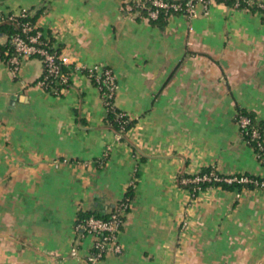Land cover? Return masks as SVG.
<instances>
[{"label": "crops", "instance_id": "1", "mask_svg": "<svg viewBox=\"0 0 264 264\" xmlns=\"http://www.w3.org/2000/svg\"><path fill=\"white\" fill-rule=\"evenodd\" d=\"M124 1L0 0L1 12L37 14L71 60L110 67L114 105L134 119L117 139L89 77L52 95L38 58L16 74L0 61V264H88L77 212H108L129 187L122 251L95 264H264V189L192 198L181 183L204 167L264 177L235 122L243 108L264 126L263 12L213 2L156 25Z\"/></svg>", "mask_w": 264, "mask_h": 264}, {"label": "built area", "instance_id": "2", "mask_svg": "<svg viewBox=\"0 0 264 264\" xmlns=\"http://www.w3.org/2000/svg\"><path fill=\"white\" fill-rule=\"evenodd\" d=\"M226 0H150V6L146 8L145 15H142L139 11L145 8L143 0H125L122 5V10L130 16L139 15L149 19H155L162 11L164 14H180L188 19L197 18L200 16H207L209 14V7L213 2H225ZM252 4H255L259 9L264 11V1L254 0H234L232 6L239 9H248ZM26 16V10L21 9L17 12H1L0 21L5 19L10 21H17L20 25V33H15L10 38V46L4 49L2 57L0 55V61L4 62L13 74H16L19 70L20 63L24 59L30 57H36L39 59L42 65V78L37 81L39 87L43 90L48 87L49 81L58 78L60 83H67L70 81L71 76L74 73H81L90 79H93L99 91H101V97L106 108H111L113 105L110 102L114 98L117 82L116 76L113 70L102 64L97 63L91 66H85L78 64L76 61L59 50H50V44L48 40L41 39L42 34L35 30H32L35 25H31L28 22H18V18ZM0 42V45H3ZM52 45V44H51ZM54 47V46H53ZM10 50V51H9ZM60 66L66 69L65 72L60 71ZM65 88H56L55 93H61ZM235 122L238 129L241 132L249 134L251 140L256 143L258 152L255 153L256 158L264 163V142L260 140V133L257 128L251 124L249 117L237 114L235 115ZM120 138V134L117 139ZM225 181L238 183L253 182L255 188H264V181L257 182L252 181L245 175H224L219 176L215 171L197 173L190 178L183 180L185 184H192L190 196L195 197L200 191L206 189L202 188L200 183H210L211 181ZM207 186H212L211 184ZM129 203L126 199H120L114 211L109 215L107 219L89 216L81 225H77V229L80 228L87 235L91 237V250L86 256V262L88 264H95L100 261L106 254L114 253L119 254L122 251V246L118 240V233L123 224L122 217L126 214ZM185 220L183 224L185 225ZM71 256L76 255L74 249L70 252Z\"/></svg>", "mask_w": 264, "mask_h": 264}, {"label": "trees", "instance_id": "3", "mask_svg": "<svg viewBox=\"0 0 264 264\" xmlns=\"http://www.w3.org/2000/svg\"><path fill=\"white\" fill-rule=\"evenodd\" d=\"M143 1L145 3V8L140 9L139 12L142 15H145L146 8H148L150 6V0H143ZM169 1H171V0H169ZM233 1L234 0H226L223 3H226V4L232 6ZM255 2H257V1H255ZM237 9H239V8H237ZM247 10H251V11L258 10V11L263 12V14H264V11L259 9L255 4H252ZM168 16L169 15L164 14L162 11H160L157 18L149 19V21L153 24H156V25H162V24H164V22ZM36 18H37V14L31 15L30 11L27 10L26 16L18 18L17 20H18V22L19 21L20 22H28L29 24L36 26V24H35ZM35 30H37V27H34L31 33H33ZM15 33H20V25L17 24V21H10L7 19L0 21V35L5 37V43L3 45H0L1 57H2L3 51H4V49H6V47H9L11 50L12 47L10 46L9 41H10V38ZM41 39H43L45 41L48 40L47 37H44V36H41ZM48 42L50 44V50H52V51L54 50V51L59 52L58 48L53 47L49 40H48ZM60 71L65 72L66 69L64 67L60 66ZM42 75H43V73H41V76L39 77V79L42 78ZM91 80H92L93 84L95 85V87H97L96 84L94 83L93 79H91ZM69 86H70V81L63 84V83H60L58 78H54V79L49 81L48 87L44 90L46 92L52 94V95H59L60 93H55L56 88H62V87L68 88ZM98 92L101 96V91L98 90ZM110 102L112 103L113 106L111 108L107 109L106 106L104 105L103 99H102V103H103V106L105 109L104 121L108 125V127L112 128L116 133L123 134L127 131V129L129 127H131L134 124V119L129 118V116L124 111L120 110L119 108H117L114 105V98H112V100H110ZM237 114H242V115H245V116L250 118L251 124L255 128H257L259 133H260V140H262L264 142V126H263V124L260 121H257L251 112H249L243 108H238L236 115ZM239 134H240L242 140L245 141L246 144L252 148V150L254 151V154L257 153L258 148L256 146V143L250 139L249 134L244 132V131L241 132L240 130H239ZM210 170H212L211 167H204V168L200 169L199 173L209 172ZM216 173L219 176H224L223 174H220L218 172H216ZM240 175H245L246 177H248L252 181H257V182L264 181V177H262V176L248 174V173L236 174V176H240ZM209 184H211L212 186H219V187H221L223 189H227V190H239L241 188H255V185L253 182L238 183L236 181H232V182L228 183L225 181H213L212 180L210 183H200L202 188H206L207 185H209ZM183 186L190 190L192 187V184H185ZM132 197H133L132 189H131V187H129L122 198H123V200L126 199V202H128L130 204ZM119 202H120V200L114 206L110 207L108 212L100 211L97 209L88 210V211L79 210L77 212V215H76V225H81L89 216L107 219L109 217V215L114 211V209L116 208V206ZM122 219H123V221L125 220V215L122 217ZM78 230H80V228H78Z\"/></svg>", "mask_w": 264, "mask_h": 264}, {"label": "rangeland", "instance_id": "4", "mask_svg": "<svg viewBox=\"0 0 264 264\" xmlns=\"http://www.w3.org/2000/svg\"><path fill=\"white\" fill-rule=\"evenodd\" d=\"M1 43H3V42H1ZM65 89H66V88H65ZM65 89H64V90H65ZM258 161H259V160H258ZM212 170L215 171V172H217L214 168H212ZM195 174H197V173H195ZM195 174H194V175H195ZM190 177H191V176L186 177V178H184L183 180H186V179H188V178H190ZM183 180L181 181V183H182V185H185V183H183ZM209 187H213V186H207V188H209ZM187 189H188V188H187ZM262 189H264V188H262ZM192 198H194V197H192ZM185 221H186V220H185Z\"/></svg>", "mask_w": 264, "mask_h": 264}]
</instances>
